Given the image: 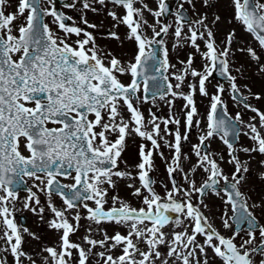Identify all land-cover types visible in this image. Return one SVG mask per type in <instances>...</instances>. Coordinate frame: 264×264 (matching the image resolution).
<instances>
[{
	"label": "snow or ice",
	"instance_id": "6c2138e0",
	"mask_svg": "<svg viewBox=\"0 0 264 264\" xmlns=\"http://www.w3.org/2000/svg\"><path fill=\"white\" fill-rule=\"evenodd\" d=\"M261 101L264 0H0V264H264Z\"/></svg>",
	"mask_w": 264,
	"mask_h": 264
},
{
	"label": "rangeland",
	"instance_id": "374dc122",
	"mask_svg": "<svg viewBox=\"0 0 264 264\" xmlns=\"http://www.w3.org/2000/svg\"><path fill=\"white\" fill-rule=\"evenodd\" d=\"M92 18H94V17H92ZM104 26H105V28L110 27V23H109V21L106 20V21L104 22ZM120 31H123V27L120 28ZM107 42H109V41H107ZM129 47H130V45H125V48H129ZM111 48L116 49V50H119V44H118V42L115 41V40H113V42L111 43ZM234 111H235V110H234ZM234 111H233V112H234ZM242 140H244L243 137H242ZM245 142H247V141H245ZM213 146H214V147H218V146H219V143L216 142ZM28 225H29V226H32V225H33V218H32V220L29 221Z\"/></svg>",
	"mask_w": 264,
	"mask_h": 264
},
{
	"label": "flooded vegetation",
	"instance_id": "af4514ba",
	"mask_svg": "<svg viewBox=\"0 0 264 264\" xmlns=\"http://www.w3.org/2000/svg\"><path fill=\"white\" fill-rule=\"evenodd\" d=\"M218 78V77H217ZM215 82H216V79H213L212 80V83L213 84H215ZM258 103H264V101H261V102H258ZM229 110L231 111V112H233L234 110L236 111L237 109H236V105L234 104V103H232L231 101H229ZM234 111V112H235ZM247 113H245V118L247 117ZM219 143V142H218ZM161 171H162V169H161Z\"/></svg>",
	"mask_w": 264,
	"mask_h": 264
}]
</instances>
